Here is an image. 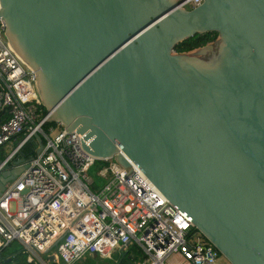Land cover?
<instances>
[{"label": "water", "instance_id": "water-1", "mask_svg": "<svg viewBox=\"0 0 264 264\" xmlns=\"http://www.w3.org/2000/svg\"><path fill=\"white\" fill-rule=\"evenodd\" d=\"M182 1L0 0V20L45 123L99 161L136 165L230 264H264V0ZM22 163L0 174V195Z\"/></svg>", "mask_w": 264, "mask_h": 264}, {"label": "built area", "instance_id": "built-area-1", "mask_svg": "<svg viewBox=\"0 0 264 264\" xmlns=\"http://www.w3.org/2000/svg\"><path fill=\"white\" fill-rule=\"evenodd\" d=\"M4 33L0 20V174L19 157L23 170L0 195V253L17 242L27 264H75L134 247L128 264H230L128 159L127 168L99 161L84 151L76 131L58 123L43 129L34 75ZM36 134L41 151L21 157L29 144L36 151ZM98 162L100 188L87 171Z\"/></svg>", "mask_w": 264, "mask_h": 264}, {"label": "trees", "instance_id": "trees-1", "mask_svg": "<svg viewBox=\"0 0 264 264\" xmlns=\"http://www.w3.org/2000/svg\"><path fill=\"white\" fill-rule=\"evenodd\" d=\"M189 9H191V8H189ZM216 38H217V34L212 33V32L201 34V35H195L192 38L185 40L182 43H180L179 45H177L175 48V52L184 53V52H189V51L195 50L201 46L206 45L209 42L215 41ZM44 116H46V110L43 107V117ZM52 126H55V124L54 123H45L43 125V129L47 130L49 127H52ZM19 155L20 156L22 155L25 157L34 156L35 155V146L33 144L27 145L24 148V150L20 152ZM95 166L100 168L103 166V163L98 162V163H96ZM8 247L3 248L1 250L0 255L2 257V262H0V264H27L25 261V255L23 254L22 250L18 253H8L6 251ZM133 251H135L134 247H132L128 250V252L124 256L121 264H128L127 256ZM96 258L97 257H91L90 259L94 260ZM119 258H121V256Z\"/></svg>", "mask_w": 264, "mask_h": 264}, {"label": "rangeland", "instance_id": "rangeland-1", "mask_svg": "<svg viewBox=\"0 0 264 264\" xmlns=\"http://www.w3.org/2000/svg\"><path fill=\"white\" fill-rule=\"evenodd\" d=\"M190 6H187L186 8L189 9ZM9 146L5 147V150L8 149ZM98 167L96 166H89L87 168L88 171V175L90 177H92L95 181V186L94 187H98L100 188L103 184L104 181L101 177H99L97 175L98 172ZM8 253H18L21 251V245L17 242H13L6 250ZM46 258V256H43ZM120 253L116 252L114 253L110 259L109 258H96L94 260H91V257H86L84 260H80L79 262L75 263V264H117L118 260L120 259ZM138 261V258H137Z\"/></svg>", "mask_w": 264, "mask_h": 264}]
</instances>
